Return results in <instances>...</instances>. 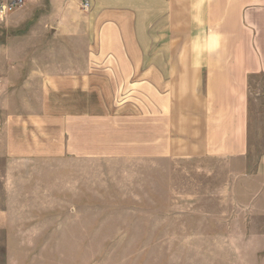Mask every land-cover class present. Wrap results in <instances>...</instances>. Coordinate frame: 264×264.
<instances>
[{
  "label": "crops",
  "instance_id": "1",
  "mask_svg": "<svg viewBox=\"0 0 264 264\" xmlns=\"http://www.w3.org/2000/svg\"><path fill=\"white\" fill-rule=\"evenodd\" d=\"M258 75L264 0H26L0 21L3 190L24 191L33 164L82 155L76 127L111 118L148 122L152 154L245 160ZM255 174L264 215V152ZM11 223L0 212V232Z\"/></svg>",
  "mask_w": 264,
  "mask_h": 264
},
{
  "label": "rangeland",
  "instance_id": "2",
  "mask_svg": "<svg viewBox=\"0 0 264 264\" xmlns=\"http://www.w3.org/2000/svg\"><path fill=\"white\" fill-rule=\"evenodd\" d=\"M248 100L259 122L245 160L152 154L148 122L111 118L80 123L83 154L31 165L22 192L3 190L0 161V212L12 222L0 232V262L259 263L264 75L249 80Z\"/></svg>",
  "mask_w": 264,
  "mask_h": 264
},
{
  "label": "built area",
  "instance_id": "3",
  "mask_svg": "<svg viewBox=\"0 0 264 264\" xmlns=\"http://www.w3.org/2000/svg\"><path fill=\"white\" fill-rule=\"evenodd\" d=\"M26 0H0V21L7 18L12 12L24 7ZM84 10L89 8V2L85 1L82 5Z\"/></svg>",
  "mask_w": 264,
  "mask_h": 264
}]
</instances>
